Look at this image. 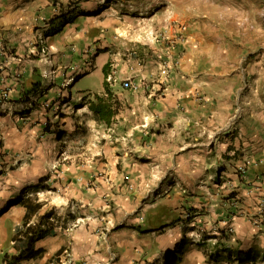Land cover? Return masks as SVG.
<instances>
[{"label":"crops","instance_id":"0c3cea01","mask_svg":"<svg viewBox=\"0 0 264 264\" xmlns=\"http://www.w3.org/2000/svg\"><path fill=\"white\" fill-rule=\"evenodd\" d=\"M109 199L115 227L87 230ZM24 202L81 210L37 264L105 259L98 237L117 264H264V0H0V264Z\"/></svg>","mask_w":264,"mask_h":264},{"label":"trees","instance_id":"16d2710c","mask_svg":"<svg viewBox=\"0 0 264 264\" xmlns=\"http://www.w3.org/2000/svg\"><path fill=\"white\" fill-rule=\"evenodd\" d=\"M68 20L70 19L60 16V22H58L56 26L49 29V31H58L61 25ZM89 107L94 111L102 110L101 108L98 109L93 107V103H90ZM23 206L25 208L23 218L20 224L16 226L11 237L13 250L9 253L5 252L2 255L1 264H19L20 262H29L30 260L35 261L34 264H37L36 260L42 256L44 249L41 247H35V242L49 236H54L58 232L55 227L59 226L60 229L62 228L61 225L53 224L51 221L44 220L43 218L45 217L42 216H40L38 221L35 223H29L30 217L39 210L41 203L35 202L34 204H31L29 202H24ZM61 250H63V247L56 250L54 255L60 254ZM233 255L237 264H249L254 262L256 259V256L250 250L245 253L235 251ZM220 258V255L217 253H211L207 256L208 261H217ZM225 259H230V256L227 255ZM180 260L181 254L173 250L167 252L158 264H178Z\"/></svg>","mask_w":264,"mask_h":264},{"label":"rangeland","instance_id":"374dc122","mask_svg":"<svg viewBox=\"0 0 264 264\" xmlns=\"http://www.w3.org/2000/svg\"><path fill=\"white\" fill-rule=\"evenodd\" d=\"M98 79H99L98 73L93 74L89 78L90 82L95 83V84H96V82H98ZM92 86H94V85H92ZM45 185L46 184H43V186H44L43 188H47V187H45ZM160 196H161L160 193L159 194L155 193L153 195V199H156V197L158 198ZM31 198H34L36 200L34 195L31 196ZM109 201H110V204L108 205V212H105L104 210L98 209V206H94V207L92 206L90 212L85 211V213H87L90 216V219L84 220L86 223L85 225L87 227V230H92V231H96V232L101 231L104 233V232H109V230H112L113 227H115L114 225L116 224V220L114 217H116V215H115L116 211L114 210V202H113V199H109ZM72 202L74 204V201H72ZM157 203L158 202H155L154 205H156ZM75 204H77V203H75ZM54 208H55V206H51V208L48 209L47 211H44L42 214L37 215L36 216L37 221H38L39 217L42 216V217H45V218H43L44 220L51 221L53 224L61 225L62 227L71 226L72 223H74V224L77 223L78 220L76 221V216H77V214L81 213V210L75 209L73 212V208H71L70 205L69 206L67 205V207L65 205L63 207V211L60 212V214H58V218H56V215H52V216L50 215V214H52V212H54L53 211ZM71 209H72V211H71ZM160 211H161L160 207H157L156 209L145 210V212L143 213L145 221L150 220V223L153 224L155 227H157V226H160L161 224L165 223L163 220V216H165V214H167L168 216H174L175 215V213H170V212L160 213ZM106 213H109V217H111V219H112L110 222H109V219L107 220V219L103 218L104 215H106ZM161 214H163V215H161ZM45 215H47V216H45ZM100 216L102 218H100ZM48 217H52V220L51 219L49 220ZM104 221H105V223H102ZM100 223H101V226L99 225ZM206 231H208V230H206ZM194 237L195 236H193V238ZM196 237L198 239H201V238L209 239L210 238V236H208V234L206 232L201 231V230L197 231ZM98 240H99V242L102 243V244H99L98 248L100 250H102V253H104L106 258L105 259L100 258L98 252L93 251L89 254L90 260H85V261L88 264H117V261H116L117 254H116V251H113V248H112L113 244L110 243L109 239H107V238L103 240L101 237L100 238L98 237V239L96 240L97 243H98ZM104 241H107V243H108V245H106V250H105V242ZM216 242H217L216 239L215 240L210 239V240H206L205 242L200 243V244H204V246L202 248H207V247L214 246ZM205 244H207V245H205ZM105 251H107V253ZM54 260H56V261H54V263L57 262L56 264H69V262H70V251H69V249H67L66 246L63 247V250L60 251V254H58V256L54 258Z\"/></svg>","mask_w":264,"mask_h":264},{"label":"built area","instance_id":"2783aa9c","mask_svg":"<svg viewBox=\"0 0 264 264\" xmlns=\"http://www.w3.org/2000/svg\"><path fill=\"white\" fill-rule=\"evenodd\" d=\"M176 35H177V33H176ZM177 36L179 37V35H177ZM164 42H165V44L169 45V44H171L173 41H172L171 39L168 40V38H166V39H164ZM173 43H174V42H173ZM122 86H123V87H131V88H135V87H136V84L132 83V82H131L130 80H128V79H124V80H122ZM5 97H7V92H6V91H4V92L1 93V98L4 99ZM253 221L256 222V219L253 220Z\"/></svg>","mask_w":264,"mask_h":264}]
</instances>
